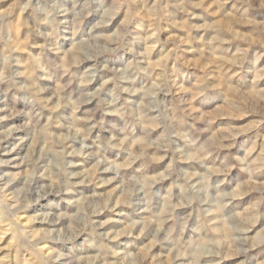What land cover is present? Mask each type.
<instances>
[{
	"label": "rangeland",
	"instance_id": "rangeland-1",
	"mask_svg": "<svg viewBox=\"0 0 264 264\" xmlns=\"http://www.w3.org/2000/svg\"><path fill=\"white\" fill-rule=\"evenodd\" d=\"M0 264H264V0H0Z\"/></svg>",
	"mask_w": 264,
	"mask_h": 264
}]
</instances>
